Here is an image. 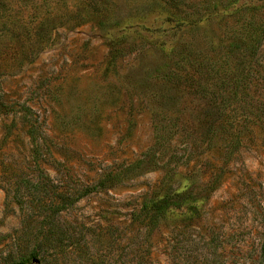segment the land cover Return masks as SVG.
<instances>
[{
	"label": "rangeland",
	"instance_id": "1",
	"mask_svg": "<svg viewBox=\"0 0 264 264\" xmlns=\"http://www.w3.org/2000/svg\"><path fill=\"white\" fill-rule=\"evenodd\" d=\"M228 1L0 0V264H264V34ZM185 187L195 218L138 217Z\"/></svg>",
	"mask_w": 264,
	"mask_h": 264
},
{
	"label": "trees",
	"instance_id": "2",
	"mask_svg": "<svg viewBox=\"0 0 264 264\" xmlns=\"http://www.w3.org/2000/svg\"><path fill=\"white\" fill-rule=\"evenodd\" d=\"M227 4L232 7H238V9L241 10H248L247 12L249 13V18L246 29L247 33L253 35L254 38H250L247 41V44L243 46V49L246 50V48L249 47V49L254 50L260 45L264 30L261 31V29H259V25L254 24L252 19L256 17L255 13L259 12L264 7V0H229ZM259 30L261 32H259ZM162 141L163 136L160 134L158 135L157 133L153 146L144 153V156L146 157L153 153L157 148L156 146H158ZM145 162L146 160L140 159L126 165L119 171L107 173L94 186L85 188L82 195L106 189L109 187V183L123 181L127 175L134 172ZM199 210L198 196L188 187H185L182 190H167L161 194H155L147 198L141 205L138 217L145 219L147 227L150 230H154L161 219L177 215L183 220H191L199 214Z\"/></svg>",
	"mask_w": 264,
	"mask_h": 264
}]
</instances>
